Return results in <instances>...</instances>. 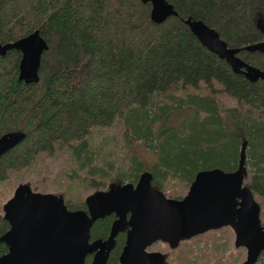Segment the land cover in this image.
<instances>
[{
	"label": "trees",
	"instance_id": "1",
	"mask_svg": "<svg viewBox=\"0 0 264 264\" xmlns=\"http://www.w3.org/2000/svg\"><path fill=\"white\" fill-rule=\"evenodd\" d=\"M165 1L175 15L155 24L139 0H0V45L37 31L47 46L36 84L17 80V51L0 57V137L24 135L0 158V186L36 158L64 153L71 164L64 175L90 192L114 180L134 185L147 173L152 188L179 200L173 192L187 190L196 173L234 171L242 151V185L264 226V78L233 73L184 23L201 22L241 62L264 72V52L255 47L264 0ZM110 129L119 133L112 142ZM133 146L154 160L139 159ZM83 198L62 197L69 211H85ZM111 222H92L89 241L106 239ZM7 231L0 211V237ZM192 239L179 242L173 264H196L198 253L184 244ZM123 244L119 233L106 264H118Z\"/></svg>",
	"mask_w": 264,
	"mask_h": 264
},
{
	"label": "water",
	"instance_id": "2",
	"mask_svg": "<svg viewBox=\"0 0 264 264\" xmlns=\"http://www.w3.org/2000/svg\"><path fill=\"white\" fill-rule=\"evenodd\" d=\"M150 5V19L155 24L175 13L165 0H139ZM196 40L235 74L249 82L264 78V72L250 67L235 57L237 49H229L217 34L199 21L185 20ZM262 41L255 47L264 52V24L259 27ZM20 55L17 80L24 84L38 82V68L47 50L37 31L14 42L0 45V57L8 51ZM23 133L11 132L0 137V156L17 146ZM243 153L236 169H219L195 174L186 194L179 200L166 198L149 184L143 173L134 185L125 183L96 191L84 199L85 211H69L63 200L52 194L33 192L26 185H17L1 206L2 219L8 231L0 237L7 253L0 264H106L117 233L124 230V244L118 264H165L158 252L146 249L156 242L175 249L181 240H188L208 231L231 229L234 247L243 248L242 264H255L264 250V226L258 221V206L250 190L242 185ZM114 215L105 240L89 242L91 223Z\"/></svg>",
	"mask_w": 264,
	"mask_h": 264
},
{
	"label": "rangeland",
	"instance_id": "3",
	"mask_svg": "<svg viewBox=\"0 0 264 264\" xmlns=\"http://www.w3.org/2000/svg\"><path fill=\"white\" fill-rule=\"evenodd\" d=\"M223 104L228 106L233 105V103L228 100H223ZM184 116L185 115H182V117ZM174 117V120L170 122L171 124H175L181 118L180 115ZM106 134L110 137V142H112L113 134V139L114 137L116 139V136L119 135L114 129H110ZM133 149L139 159H142L145 162H151L154 160L152 154H149L146 150H142L141 147L133 146ZM113 153L115 156H118V158L122 155L118 146L113 150ZM70 169L71 164L68 163L64 153L57 154L54 157L41 156L36 158L35 161L30 163L29 167L19 172L17 175L14 176L11 174L8 186L4 188L0 186V211L1 206L10 198L17 185H26L28 187L35 185L37 193L52 194L61 199L65 195V192H69L73 199H76L79 196H84L83 199H85L93 192L86 190L83 183L79 181L68 180L69 177L65 176L64 173L66 171L69 172ZM116 186H119V183L114 180L112 183L106 184L105 188L107 190L109 187ZM186 192V189L182 192L175 191L173 192L175 194L172 197L179 196V198H182ZM165 197L169 198L168 196ZM233 242L234 236L231 229L224 227L196 236L190 241H185L184 244L189 246L187 249H193L198 253L195 255L196 258L199 257L196 260V264H242L245 259V251L243 248H235ZM181 247L183 246L179 243L173 250L164 243L156 242L147 248L146 251L158 252L163 256L165 264H173V259L176 257L177 252ZM255 264H264V258L258 257Z\"/></svg>",
	"mask_w": 264,
	"mask_h": 264
},
{
	"label": "flooded vegetation",
	"instance_id": "4",
	"mask_svg": "<svg viewBox=\"0 0 264 264\" xmlns=\"http://www.w3.org/2000/svg\"><path fill=\"white\" fill-rule=\"evenodd\" d=\"M3 155H4V154H3ZM3 155H1L0 158H1ZM180 199H181V198H180ZM109 216H112V222H113L114 219H115L114 215L111 214V215H109ZM106 217H108V216H106ZM112 222H111V223H112ZM111 223H110V225H111ZM109 228H110V226H109ZM125 232H126V230L120 232V233L123 234V237H125ZM117 234H119V233H117ZM115 237H116V236H115ZM114 239H115V238H114ZM103 240H105V239H103ZM89 242H91V241H89ZM0 244L3 245L4 250H5V251L0 255V257H2L3 255H5V254L7 253V246H6L5 244L1 243V242H0ZM148 248H149V247H148ZM92 256H93V254H89V255L86 256V257H89V262H88V264L91 262ZM86 257H85V258H86ZM84 263H85V259H84Z\"/></svg>",
	"mask_w": 264,
	"mask_h": 264
}]
</instances>
